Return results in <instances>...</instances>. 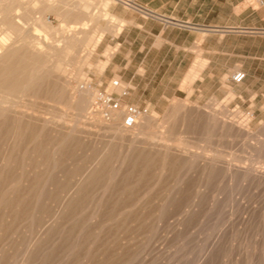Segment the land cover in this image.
I'll list each match as a JSON object with an SVG mask.
<instances>
[{"label":"rangeland","instance_id":"rangeland-1","mask_svg":"<svg viewBox=\"0 0 264 264\" xmlns=\"http://www.w3.org/2000/svg\"><path fill=\"white\" fill-rule=\"evenodd\" d=\"M44 1L31 8L56 29L48 89L78 100L121 79L153 128L172 120L199 149L120 139L91 108L0 91L42 116L0 117V264H264V0Z\"/></svg>","mask_w":264,"mask_h":264},{"label":"bare ground","instance_id":"bare-ground-1","mask_svg":"<svg viewBox=\"0 0 264 264\" xmlns=\"http://www.w3.org/2000/svg\"><path fill=\"white\" fill-rule=\"evenodd\" d=\"M35 1H38V2L41 1L42 2L44 0H6L5 4L3 6H0V91L4 92V96H5V93L10 94L11 96H17L18 95L17 93H19L21 91L22 94L17 96V97H19V98L23 97L22 99H24V97L26 95L38 97L39 93L43 94L45 92L46 94L44 93V96H47V97L51 96L53 98L52 99L50 97L51 100H54L57 102L59 100L65 99L67 102L71 101L72 104L76 103V106L78 107V109L87 107V109H86V111H87L90 108L92 100L95 96L93 91L86 90L85 93H83L78 98V100H74V98H75L73 96L74 93H70V94L67 93L66 94V89L69 90V88L65 87L66 89H63V88H60L58 86H54L53 88L48 89V85H49L48 81L49 80L48 81H45V80H47L49 73L48 74L42 73V70H43L42 62H43V57H44L43 53L46 51L47 46L51 42V41H49L48 36H52L53 32L55 33L56 29L52 26L51 22H49L46 18H44V16H43L44 12H40L38 9H37L38 11H36L35 9L31 8L32 3ZM50 1H52V3H53V1H56V0H50ZM47 2H48V0H45L43 3H47ZM50 3L48 4V6L50 5ZM40 5H41V7H43L42 4H40ZM38 7H39V5H38ZM41 7H39V9ZM41 9H43V8H41ZM42 11H44V10H42ZM63 12H64V10H63ZM80 16H82V15H80ZM83 16H84V13H83ZM64 17H66V16H64ZM86 19H87L86 17L82 18V20H84V21ZM88 20H90V19H88ZM35 25H37L40 28L39 31H36V30L34 31ZM69 26H70V24H69ZM71 28H72V31H77L80 27L78 26V24H72L71 23ZM26 38H28V39H26ZM49 38H51V37H49ZM71 39L66 40L64 48H66L68 50L69 49L72 50L76 41L75 42L73 41L74 38L72 40ZM20 41H22L23 44H20V43H22ZM54 41L57 42V39ZM88 42H89V38H88V40L85 41V43H88ZM18 43H19V45H18ZM56 49H58V48H56ZM47 50H49V49H47ZM48 53H50V52L48 51ZM57 65H58L57 69H60L61 68L60 65L59 64H57ZM43 81L45 83L47 82V89L42 88V86H43L42 82ZM67 81L69 82V80H67ZM68 82H66V84L70 83V82L69 83ZM33 85H35V86H33ZM49 86H51V85H49ZM71 90H73V88ZM67 95H69V96H67ZM48 99H49V97H48ZM21 102L23 103L22 100H21ZM4 103H6V104H4ZM15 103H16V100L14 103L10 102L9 100H5V101L0 100V117L5 116L4 119L9 120V118L12 117L9 113L12 111V112H15L16 115L15 114L14 115L17 118H19V114H17L16 112L20 113L21 117H22V115L26 116L29 114V115L40 117V119H41L42 116H40L38 113H34L35 111L32 113L33 110H31V111L24 110V108H27L26 105H21V104L17 105ZM19 103H20V101H19ZM29 109H31V108H29ZM178 110H180V106H176L175 113H177ZM93 114H96L99 117L98 121L101 120V121H103V123L105 122L104 123L105 127L104 126H102V127H104L107 131L114 134V136L120 137V139H123V138L126 139V137H129L130 140H134V139L138 140V141L140 140L143 144H146V145H149V143H150V145H152L153 142H155V143L159 142L161 145H163L165 147V150L167 152H169V150L171 152L174 149V147L177 150L180 149L183 152H198L197 149H199V147H197L196 149H193V147H194L193 145H191L190 143H188L185 140L176 136L177 134L174 131V129H175L174 123L175 122H173L172 120H167L165 122L166 125H165V123L163 126L161 125L162 129L161 128L158 129V127H156L157 129H155V128H153L155 126L153 120H150L147 115H144L141 118L140 123L136 127L128 129V128H124L122 126L121 116H117L116 118H114V120L107 122L98 113L93 112ZM173 115H175V114L173 113L172 116ZM31 118H33V117H31ZM13 119H15V120H13ZM43 119H45V118H43ZM11 120L16 121V118H12ZM94 120H96V119H94ZM100 122H99V124H101ZM19 123H20V121H19ZM157 124H159L158 126L160 127V124H162V123H157ZM72 125L74 126L75 124H72ZM78 125H80V124H78ZM78 125L77 126L75 125L76 126L75 128H78L79 127ZM244 125H242V124L238 125L239 126L238 127L239 132L242 130H245ZM229 127L231 129L232 128L234 129L237 126L235 125V123H232L231 125H229ZM69 128H71V126H69ZM29 129H31V128H29ZM71 129H74V127ZM74 131H75V129H74ZM168 133L172 136L173 135L176 136L175 138H173V141L171 139H168V136H167ZM169 141H171L173 144H170ZM150 145H149V147H150ZM159 149H160V147H159ZM161 149L163 150V148H161ZM129 207H131V206H129ZM114 218H115V216H114Z\"/></svg>","mask_w":264,"mask_h":264},{"label":"built area","instance_id":"built-area-1","mask_svg":"<svg viewBox=\"0 0 264 264\" xmlns=\"http://www.w3.org/2000/svg\"><path fill=\"white\" fill-rule=\"evenodd\" d=\"M128 5L140 6L131 0H121ZM246 72L237 70L233 74L234 82H242L246 78ZM93 88V87H92ZM96 94L91 103V112L98 113L105 121L110 122L117 116H121V124L124 128H134L145 115L146 109H142L135 103L126 101L130 96V88L121 79L111 81L110 88H95Z\"/></svg>","mask_w":264,"mask_h":264},{"label":"crops","instance_id":"crops-1","mask_svg":"<svg viewBox=\"0 0 264 264\" xmlns=\"http://www.w3.org/2000/svg\"><path fill=\"white\" fill-rule=\"evenodd\" d=\"M133 1L136 2L139 6L143 5L142 3H140L139 0H137V1L133 0ZM144 8H146V7H144ZM134 9L137 10V11H140V8L134 7ZM128 42L131 45L135 44V40H131V41H128ZM112 54H114V52H112ZM146 58H147V56H146ZM122 59L129 60V61H132V62L135 61V60H140V46L138 48H136V49L130 48V56H128V57L124 56ZM122 77H125V76L123 75ZM132 81H134V79H132Z\"/></svg>","mask_w":264,"mask_h":264}]
</instances>
